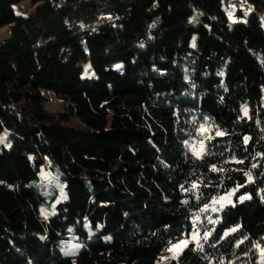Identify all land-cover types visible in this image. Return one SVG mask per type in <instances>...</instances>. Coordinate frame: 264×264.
<instances>
[{
  "label": "trees",
  "instance_id": "16d2710c",
  "mask_svg": "<svg viewBox=\"0 0 264 264\" xmlns=\"http://www.w3.org/2000/svg\"><path fill=\"white\" fill-rule=\"evenodd\" d=\"M20 1L0 0V264H157L238 185L203 251L166 264H264V0H247L244 22L229 20L230 0H41L26 16ZM44 90L68 104L47 110ZM204 121L213 138L198 159L184 141ZM45 165L68 198L40 218L47 201L29 184ZM73 234L84 246L65 255Z\"/></svg>",
  "mask_w": 264,
  "mask_h": 264
},
{
  "label": "rangeland",
  "instance_id": "374dc122",
  "mask_svg": "<svg viewBox=\"0 0 264 264\" xmlns=\"http://www.w3.org/2000/svg\"><path fill=\"white\" fill-rule=\"evenodd\" d=\"M235 1H240V3H235ZM41 0H21L19 3L15 4V10L18 14L26 16V15H30L32 13H34L36 11L37 6L41 3ZM224 9L229 17V13H231V18H229V20L231 22H244L247 18V16L252 12V7L250 6V4L247 2V0H230L229 3L224 5ZM242 10L243 13H239V10ZM263 26H264V20H263ZM11 37V29H10V25H5L2 28H0V43L9 39ZM120 65V64H118ZM88 62H86L84 64V70L82 75H85V69L87 67L88 69V73L89 75H87L88 77L93 76L94 72L93 69L91 68V66ZM45 96H49V99H46L44 101V105L46 107L47 110L49 111H60L64 109V106L68 104V100L63 99V98H59L57 97L53 91H43ZM243 107H247L248 109V113H249V106L247 103H245L243 105ZM111 116V115H110ZM203 124L206 131L203 133V137H208L211 136L213 127L210 123H208V121H204L201 122L199 124V126ZM199 129V127H198ZM4 137V136H3ZM201 137V138H203ZM4 141H6V137L4 139ZM206 140L204 141V146H205ZM197 149H200V144L197 142H195ZM204 150V148H203ZM45 173L47 174V176L49 177V179H45L41 173ZM31 186L37 187L38 189L41 190V192L44 194L47 203L41 204L40 209H39V216L40 218H45V215L42 214L41 209H44L47 213V217L50 214H53L56 211L57 205L60 202L65 201L68 196H67V191H66V184L63 180H61V177L56 174L53 173L50 169H48L45 166H43L39 172L38 178L34 179L33 181H31V183L29 184ZM61 187L63 189V195L64 199H61ZM235 189V188H233ZM232 189V190H233ZM229 191V192H232ZM224 193V194H220L215 196L218 200L219 197L224 196L226 199L220 201L219 203H216L214 206L219 209L221 207V204H223L224 206L226 205H231V204H235L236 203V199H235V193L230 197L232 203L229 204L227 203V199H228V193ZM59 200V203H57V201ZM213 198L206 202L205 204H203L196 212L195 214L192 216V222L194 220V218L199 215L200 217V221L196 223L195 227L199 230V237L200 240L199 242H201L203 239V236L205 234V232H210L212 231V229L215 226V223H209V218H211V220L213 221H217V215L216 213L219 211H212L211 208H209L208 211L206 212H202L201 209L204 208L205 205H209L212 203ZM223 206V207H224ZM85 228L88 231L89 235H93L97 230L93 229L90 222L86 221L85 222ZM177 243L174 242L172 244ZM172 244L166 249L164 250L161 255H160V259L158 260L157 264H166L168 263L170 260L172 259H177L181 253L184 251L185 248H183V250H179V249H174L173 251H168V249L172 246ZM75 246V247H73ZM84 246V243L79 241L77 239L76 235H72L70 238H63L59 241V247L62 251L63 254H65L66 252H70L71 256H76L79 251L82 249V247ZM26 264H34L32 261H29Z\"/></svg>",
  "mask_w": 264,
  "mask_h": 264
},
{
  "label": "snow or ice",
  "instance_id": "6c2138e0",
  "mask_svg": "<svg viewBox=\"0 0 264 264\" xmlns=\"http://www.w3.org/2000/svg\"><path fill=\"white\" fill-rule=\"evenodd\" d=\"M229 18H231V13H229ZM192 46L195 47V43H193ZM89 67H90V66H89ZM116 67H117V69L120 68L119 65H117ZM85 75H86V76L89 75L87 67H86V69H85ZM242 112H243V116L240 117L241 119H243L245 116L248 115V109H247V107H243V108H242ZM257 123H259V121H257ZM205 131H206V129H205L204 125L201 124V125L199 126L198 131H197V139H198V143L200 144V149H199V150L197 149V146H196L195 143H190V142L187 141V140L184 141L185 146H186V147L189 149V151H190V152H191L196 158H198V159L202 158V153H203V148H204V141H205V140H210V139L213 138V137H210V136H208V137H203V133H204ZM216 135H217V136H222V135H224V133L217 131V132H216ZM201 137H203V138H201ZM4 139H5V137L0 136V143H4ZM248 140H249V137H247V136L244 137V143H245V144H247ZM6 146L10 148V147H11V144H8V145H6ZM258 155H259V154H258ZM233 161L236 162V163H242V162H243V161H237V160H235V157H233ZM253 167H256V165L254 164ZM210 171H212V172L223 171V168H219V169H218V168L216 167V165L213 164V165L211 166ZM41 175H42L45 179H49V177L47 176V174H45V173L42 172ZM245 175L248 177L249 182H251V181H252V176H251V174H250V173H245ZM180 187H181V190L184 191V192H195V191L199 188V183H198L197 181H192V183H191V185H190L189 188H184L183 185H181ZM205 187H208V185H205ZM240 187H242V185H238L235 189L232 190V192H229V193H228L227 203H229V204L232 203L230 197L234 194V192L238 191ZM64 198H66V197H64V195H63V189H62V187H61V199H64ZM197 198H199V197H197ZM225 199H226V198H225L224 196L219 197V200H218L216 197H213L212 203L209 204V205H205L204 208L201 209V211H202V212H206V211L209 210V208H211L212 211H218L219 209H217L214 205H215L216 203H219V202L222 201V200H225ZM245 199H251V196H247V195H245V196H241V197L239 198V201H240L241 203H243V201H244ZM261 199H264V196H262ZM57 203H59V200L57 201ZM184 203L187 204L188 201L185 200ZM223 206H224V205L221 204V208H222ZM41 212H42V214L45 215V218H47V213H46V211H45L44 209H41ZM199 221H200V217H199V215H197V216L194 218V220H193V228H192L191 232H189V233H187V234H182V238H179V239L177 240V243L172 244V246L168 249V251H173L174 249H179V250L182 251L183 248L188 247L189 244H195L196 247H198L200 251H203V244H201V243L199 242V240H200V237H199V230L195 227L196 223L199 222ZM216 222H217V221H213V220H211V218H209V223H213V224H214V223H216ZM238 228H239V226H237V227H235V228H231V229H229L228 231H226V232L224 233V236L227 237V236L230 235L231 233H234V232L238 231ZM210 235H211L210 232H205V234H204V236H203L202 239L206 242V241L208 240V237H209ZM245 239H246V237H245ZM169 243L171 244V241H170ZM242 243H244V241H243V240H240V241L236 244V247H239L240 244H242ZM73 247H75V246H73ZM254 247L260 250L261 258H262V260H264V248H261V245H260L259 243H256V244L254 245ZM194 250H195V249H194ZM69 254H71V253H70V252H66V253H65V255H69ZM221 264H223L222 261H221Z\"/></svg>",
  "mask_w": 264,
  "mask_h": 264
}]
</instances>
